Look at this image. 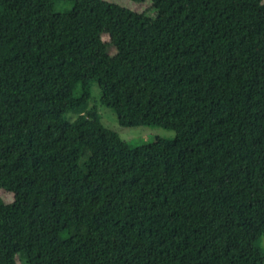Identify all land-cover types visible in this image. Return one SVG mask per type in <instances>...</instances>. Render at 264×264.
Segmentation results:
<instances>
[{
    "label": "trees",
    "instance_id": "trees-1",
    "mask_svg": "<svg viewBox=\"0 0 264 264\" xmlns=\"http://www.w3.org/2000/svg\"><path fill=\"white\" fill-rule=\"evenodd\" d=\"M129 1L0 0V264H264L263 0Z\"/></svg>",
    "mask_w": 264,
    "mask_h": 264
},
{
    "label": "rangeland",
    "instance_id": "rangeland-1",
    "mask_svg": "<svg viewBox=\"0 0 264 264\" xmlns=\"http://www.w3.org/2000/svg\"><path fill=\"white\" fill-rule=\"evenodd\" d=\"M106 1L116 2L121 7L139 14L146 10L145 5L134 4L129 0H106ZM66 9L67 7L64 4L60 3L56 6L55 10L56 12L62 13ZM109 53L114 54L115 50L110 49ZM93 95L94 96L96 95L97 97L99 96V90L97 85H94L93 87ZM91 106H96L100 114L101 121L107 129L117 133L123 141H126L132 144L133 146L150 144L154 142L156 138L170 140L175 137V133L173 131L166 130L160 127L123 128L119 125L117 115L113 110L105 106H101L99 103H92ZM84 155L86 156L87 153L85 152ZM3 199L9 203L12 201L13 197L11 195H4Z\"/></svg>",
    "mask_w": 264,
    "mask_h": 264
}]
</instances>
